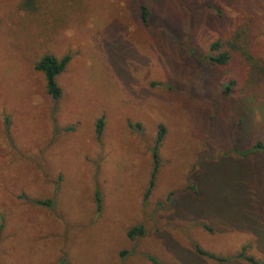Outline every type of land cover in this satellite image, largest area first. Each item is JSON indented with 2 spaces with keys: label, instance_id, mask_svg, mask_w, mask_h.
<instances>
[{
  "label": "rangeland",
  "instance_id": "374dc122",
  "mask_svg": "<svg viewBox=\"0 0 264 264\" xmlns=\"http://www.w3.org/2000/svg\"><path fill=\"white\" fill-rule=\"evenodd\" d=\"M30 1L0 0V264H264V0ZM236 32L255 61L213 64Z\"/></svg>",
  "mask_w": 264,
  "mask_h": 264
},
{
  "label": "trees",
  "instance_id": "16d2710c",
  "mask_svg": "<svg viewBox=\"0 0 264 264\" xmlns=\"http://www.w3.org/2000/svg\"><path fill=\"white\" fill-rule=\"evenodd\" d=\"M22 3H24V2L22 1ZM20 6H22V5H20ZM140 18H141V22L143 24H146V21L148 19V10L144 6H141V8H140ZM242 41H243V39L241 37V34L240 33L238 34L236 32L232 38L227 39L225 41V44L228 47V49L225 51L220 50L221 46L223 45V43L221 41H216V42L212 43L210 46V50L212 52L217 51L218 54L215 56H210L209 60L213 64L225 65L233 56L238 55V56H241L244 58V60L241 59L242 61H245V62L250 64V61H255L254 56L252 57V55L249 53L250 50L247 48V46ZM245 55H247V58L245 57ZM66 63H67V58L56 59L53 56L45 55V56H42L41 58H39L34 64V69L37 72H40L44 76L46 93L51 98L56 99L61 94L60 88L55 83V78L63 71V69L66 66ZM226 89L228 90V88H226ZM101 125H102V121L99 122L98 126H101ZM163 135H164V128L162 126H159V128L157 130V139H156L158 143L160 141H162ZM256 147H259V145H256ZM155 172H156V170H154L152 172V174H151L152 177L154 176ZM150 183H152V181H150ZM151 186L152 185L150 184V187ZM39 204H41V202H39ZM98 206L100 208V200H98L97 207ZM142 233H143V230L141 227H133L128 231L127 236L130 239H134L135 236H140V235H142ZM247 260L251 264H257L251 258H249Z\"/></svg>",
  "mask_w": 264,
  "mask_h": 264
}]
</instances>
